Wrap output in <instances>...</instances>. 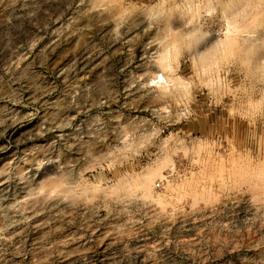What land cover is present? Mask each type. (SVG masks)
<instances>
[{"label": "rangeland", "instance_id": "1", "mask_svg": "<svg viewBox=\"0 0 264 264\" xmlns=\"http://www.w3.org/2000/svg\"><path fill=\"white\" fill-rule=\"evenodd\" d=\"M37 1L0 0V264H264V0L217 82L226 0Z\"/></svg>", "mask_w": 264, "mask_h": 264}, {"label": "bare ground", "instance_id": "2", "mask_svg": "<svg viewBox=\"0 0 264 264\" xmlns=\"http://www.w3.org/2000/svg\"><path fill=\"white\" fill-rule=\"evenodd\" d=\"M38 1L36 3H38ZM251 1L252 0H226L224 3L219 5L217 12L219 14V19H221V26L219 28L221 30H219L220 33L216 34V37L210 35L209 31L196 30L194 35L195 38L189 46V59L192 67H195L198 71L197 74L207 75L211 78V81H219L218 72L220 61L227 56L228 53H232V51L236 48L238 34L242 32L243 29H246L248 25V23H246V18L250 17V15H247L248 12H246V9L249 6L248 3ZM255 16L256 15H252L253 18ZM172 77L168 76L167 82H170V78L172 79ZM213 77L214 79H212ZM158 85L160 87H164L166 85V81L164 79L160 80L158 81ZM128 146L124 147L123 150L125 151Z\"/></svg>", "mask_w": 264, "mask_h": 264}]
</instances>
